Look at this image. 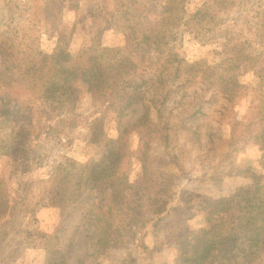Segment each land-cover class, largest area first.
I'll return each mask as SVG.
<instances>
[{
  "label": "rangeland",
  "instance_id": "1",
  "mask_svg": "<svg viewBox=\"0 0 264 264\" xmlns=\"http://www.w3.org/2000/svg\"><path fill=\"white\" fill-rule=\"evenodd\" d=\"M3 1L0 33H8L9 18L17 22L18 17L15 8L14 16L8 14ZM12 1L42 11L59 8L60 33L69 35L72 61L94 56L106 67L113 59L129 58L130 68L120 69L118 88L139 84L145 92L136 103L118 94L102 105L77 83L70 106L40 92L6 91L0 98V264H190L184 262L188 241L201 229L215 236L247 217L249 230L264 233V139L255 137L262 127L258 81L251 72L238 76L241 89L227 100L203 83L198 70L217 63V53L234 38H252L255 24L264 28V0H219L221 6L231 5L214 18L197 13L212 6L209 0H178L164 16L165 35L159 33L157 44L146 29L165 0ZM124 26L131 29L122 31ZM39 28V50L49 54L56 37L44 21ZM144 35L150 46L142 48ZM185 63L200 65L186 68ZM176 67L180 72L174 75ZM156 68L161 74L154 91L145 83ZM16 76L0 63L1 79ZM102 90L108 92L105 86ZM146 111L143 125L126 137L121 170L127 181L117 188L119 204H131L127 218L139 222L124 227L119 240L93 248L84 239L92 230L81 217V208L86 211L91 203L86 196H94L88 167L108 156L117 133ZM93 119L101 130L95 138L89 128ZM231 197H253L255 204L229 217L204 219L207 203ZM157 201L165 203L160 214L154 212ZM142 220L138 237L131 235ZM139 236L145 249L133 242ZM247 241L238 235L224 247L228 258L235 257L228 264H247ZM259 244L252 264H264V244Z\"/></svg>",
  "mask_w": 264,
  "mask_h": 264
},
{
  "label": "trees",
  "instance_id": "2",
  "mask_svg": "<svg viewBox=\"0 0 264 264\" xmlns=\"http://www.w3.org/2000/svg\"><path fill=\"white\" fill-rule=\"evenodd\" d=\"M177 1L165 0L160 14L154 18L152 27L146 29L149 35L154 36L155 44L158 42L157 39L161 38L159 33L165 35L166 26H162L165 22L164 16L175 9L173 5ZM3 2L8 14L10 13L12 16H14L13 9L15 8L18 19L17 22H14V19L10 17L9 24L6 26L8 33H0V63L4 67L6 66V68L15 71L17 76L7 79L0 78V98H6V91L11 94L13 92L15 94L19 92H40L43 98L50 97L52 100H56L57 104L67 103L70 106L74 98L76 100L74 86L77 83H82L92 99L102 105L105 102L115 100L114 98L118 94L127 96L128 101L132 103L142 100L145 89H142L139 84L131 86L127 91L118 88L120 69L125 68L128 70L130 68L129 58L113 59L106 67L100 58L94 56L88 57L84 61H72L69 58L67 55L69 35L66 36L60 33L62 11L59 8L42 11L39 6H19L16 1L12 0ZM209 2H212V6H202L197 10V13H201L208 18H214L220 12L226 13L223 11L231 5L230 2H226L221 6L223 3L219 5V0H209ZM235 2H239V0H235ZM42 21H44L49 35L56 37L55 46L49 54L42 53L38 47L39 25ZM157 21L161 23L159 25L162 26V31L157 28ZM253 28L255 35L252 38L245 40L234 38L231 44H226V47L217 53V63L201 66L198 70L203 83L208 88H218L227 100H231L233 94L241 89L237 80L238 76L245 72L253 74L254 80H257L259 84L256 89L258 97L256 109L258 116H260L259 120L262 122V127L255 137L264 139V28L259 29L256 24ZM129 29H131L129 26H124L122 31ZM4 35L9 36L11 40L5 38ZM149 35L143 36L142 48L147 45L150 46ZM154 61L159 60L155 58ZM195 65L200 64L185 63L186 68H193ZM157 70L160 69L156 68L155 73L149 78L150 83H145V86L149 89L154 87V91L159 87L156 81H160L161 73ZM179 72V67H176L174 75ZM104 86L108 88V92L102 90ZM163 101L164 99H161V102ZM70 109L72 110V108ZM146 113L147 111L129 127H124L117 133L116 138L112 141L114 147L110 150L108 156L101 157L88 167L89 180L92 182L94 196L92 198L90 192L86 196V201L89 199L91 203L86 211L84 207L81 208V217L82 221L86 222L85 225H88L92 230L85 235L84 239L86 244L93 248H102L108 245L111 240H119L123 228H130L133 223L132 220L135 219L127 218L129 216L127 212L131 204L126 205L127 208H123L119 204L121 198L117 188L123 186L127 181L126 172L121 170L123 159L127 154L126 137L143 125L147 119ZM93 120L89 128L93 131L92 137L95 138V136H99L101 130L94 127L97 119ZM94 140L97 142V139ZM260 144H264V142ZM51 181H54V178H51ZM132 203L134 202L132 201ZM253 204H255L253 197L249 199L245 197L219 198L205 205L203 216L207 221H211L213 218H225L229 217L235 210H249ZM164 205V202H155L154 212L156 214L162 213L165 208ZM131 213L132 211L129 214ZM135 221L139 222L137 219ZM142 221L131 232V235H139L144 227V220ZM249 229L250 219L247 217L238 221L236 228H231L215 236H212L210 231L201 229L197 236L188 241L189 250L184 262L190 264H209L213 262L223 264L226 262L228 264L234 261L235 257L234 254H231V257L228 258L229 253L224 247L232 245L234 238L238 235H243L248 238L246 242L247 249L243 257L247 264H252L255 257L258 256L256 254L260 251V248L257 247L258 244L260 242L264 244L262 242L264 241V233ZM139 239L140 236L134 239L133 242L136 240V246L145 249L146 247L142 242H139ZM219 252L221 254H218Z\"/></svg>",
  "mask_w": 264,
  "mask_h": 264
}]
</instances>
